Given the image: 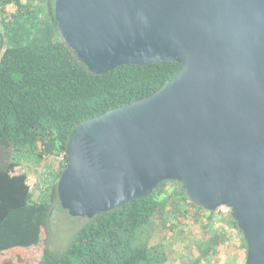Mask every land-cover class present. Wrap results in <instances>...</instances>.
Returning <instances> with one entry per match:
<instances>
[{"label": "water", "instance_id": "95a60500", "mask_svg": "<svg viewBox=\"0 0 264 264\" xmlns=\"http://www.w3.org/2000/svg\"><path fill=\"white\" fill-rule=\"evenodd\" d=\"M63 42L95 76L178 63L148 99L78 127L57 184L93 219L181 183L190 203L231 211L264 264V0H55Z\"/></svg>", "mask_w": 264, "mask_h": 264}, {"label": "trees", "instance_id": "16d2710c", "mask_svg": "<svg viewBox=\"0 0 264 264\" xmlns=\"http://www.w3.org/2000/svg\"><path fill=\"white\" fill-rule=\"evenodd\" d=\"M54 3L0 0L5 46L0 56V264H164L165 246L149 245L153 219H160V230L166 233L170 215L198 221L203 214L188 201L181 183L163 182L144 200L87 219L63 254L51 252L44 239V234L49 236L50 204L62 209L57 184L67 166V143L80 124L148 99L183 68L163 63L119 67L103 76L89 73L63 42ZM16 152L34 155L39 163L63 158L50 203L34 201L38 174L44 172H21L20 163L13 161ZM222 215L227 228L241 235L246 261L242 232L230 210ZM224 239L211 233L190 264L208 259Z\"/></svg>", "mask_w": 264, "mask_h": 264}, {"label": "rangeland", "instance_id": "374dc122", "mask_svg": "<svg viewBox=\"0 0 264 264\" xmlns=\"http://www.w3.org/2000/svg\"><path fill=\"white\" fill-rule=\"evenodd\" d=\"M29 0H22L23 3H26ZM11 10V9H10ZM15 9L12 8V11ZM2 16L0 14V45L2 43L1 35L4 33L2 28ZM5 46L0 49V56L3 53ZM13 161L20 163V171L27 172L28 174L32 170L33 173L44 172L43 175H39V183L33 191L34 201L37 203H50L49 193H51L52 185L55 182V176L60 170V165L63 162V159L54 157L40 162L37 160V157L34 155H27L25 153L16 152L13 155ZM50 204L49 218H48V235L44 234V239L48 241V247L51 252L55 254H63L75 239L80 230L84 227L87 222L86 218H73L65 210L61 209L57 203H54V206ZM201 218L198 221H189L186 224H182L179 227V219L170 215L168 226L171 229L166 233H162L160 230V219L154 218L152 226L149 228L152 232V238L149 241V245H158L163 244L165 246L166 264H190L191 259L194 256H197L199 252L198 248H202V245L206 243L210 237L211 233L219 232L221 229V224L225 221L223 213L215 212V218L213 222L207 224V217L210 216V212L203 210ZM229 221V220H228ZM205 225L212 227L210 230L205 229ZM170 226H178V229L171 228ZM228 226V225H227ZM223 227V226H222ZM180 228V229H179ZM213 230V231H212ZM153 231L155 233H153ZM184 232L185 235L182 233ZM213 250V249H212ZM236 249H234L235 251ZM25 253V252H23ZM233 257V256H232ZM242 257H245V253L242 254ZM220 256L216 248L213 250V254L207 259L208 264H216ZM228 257H224V260H229ZM19 264V263H16ZM201 264H207L203 261ZM230 264H244V260L236 263L234 260L230 261Z\"/></svg>", "mask_w": 264, "mask_h": 264}, {"label": "crops", "instance_id": "0c3cea01", "mask_svg": "<svg viewBox=\"0 0 264 264\" xmlns=\"http://www.w3.org/2000/svg\"><path fill=\"white\" fill-rule=\"evenodd\" d=\"M192 211V209H190ZM158 218V217H156ZM176 218V217H175ZM180 217H177V219H179ZM179 221V227L182 226V224H186L188 223L189 221H191L190 218H180ZM168 225V223H167ZM223 226V227H222ZM171 228H176L178 229V226H170ZM228 226L226 225L225 222H223V224H221V229L223 230H220L219 232H216L214 231V235H220V236H224L225 239L223 241V244H221L218 249L216 248V251L218 252V256H220L218 260V263L216 264H230V261L234 260V262L236 263V260L238 261V263L241 261V259L244 260L245 262V257H242V254L245 253V250H244V246L242 244V239H241V235L236 232V231H231L227 228ZM169 228V226H168ZM180 229V228H179ZM164 233V232H162ZM184 235L185 233L182 232ZM234 249H236L234 251ZM197 251L199 252V249H197ZM199 256V254L197 256H194L193 259L191 260H195L197 259ZM230 257L229 260H224V257ZM233 256V257H232ZM209 259V258H208ZM168 261H166L164 264H166ZM204 263L206 262L208 264V261L207 259H205L203 261ZM211 264V263H210ZM213 264V263H212Z\"/></svg>", "mask_w": 264, "mask_h": 264}, {"label": "built area", "instance_id": "2783aa9c", "mask_svg": "<svg viewBox=\"0 0 264 264\" xmlns=\"http://www.w3.org/2000/svg\"><path fill=\"white\" fill-rule=\"evenodd\" d=\"M61 159H63V158H61ZM217 212L225 214V213L229 212V209L222 207V208L218 209Z\"/></svg>", "mask_w": 264, "mask_h": 264}, {"label": "flooded vegetation", "instance_id": "af4514ba", "mask_svg": "<svg viewBox=\"0 0 264 264\" xmlns=\"http://www.w3.org/2000/svg\"><path fill=\"white\" fill-rule=\"evenodd\" d=\"M3 47V44L1 43V45H0V49Z\"/></svg>", "mask_w": 264, "mask_h": 264}]
</instances>
